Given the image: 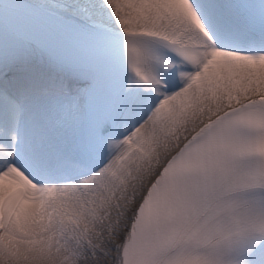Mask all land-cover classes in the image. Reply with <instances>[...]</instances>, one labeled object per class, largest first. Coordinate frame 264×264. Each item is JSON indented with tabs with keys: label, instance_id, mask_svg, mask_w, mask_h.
I'll list each match as a JSON object with an SVG mask.
<instances>
[{
	"label": "snow or ice",
	"instance_id": "snow-or-ice-1",
	"mask_svg": "<svg viewBox=\"0 0 264 264\" xmlns=\"http://www.w3.org/2000/svg\"><path fill=\"white\" fill-rule=\"evenodd\" d=\"M0 264H264V0H0Z\"/></svg>",
	"mask_w": 264,
	"mask_h": 264
}]
</instances>
